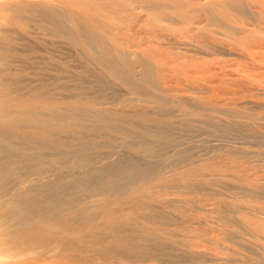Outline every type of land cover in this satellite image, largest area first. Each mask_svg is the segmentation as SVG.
Returning a JSON list of instances; mask_svg holds the SVG:
<instances>
[{
	"label": "bare ground",
	"instance_id": "bare-ground-1",
	"mask_svg": "<svg viewBox=\"0 0 264 264\" xmlns=\"http://www.w3.org/2000/svg\"><path fill=\"white\" fill-rule=\"evenodd\" d=\"M47 1L52 3L50 0H36V2L32 0L30 3L32 14L35 12L48 22L51 21L58 31L63 34L67 33L77 45L83 46L82 42H85L88 50L96 51L100 47L99 50L102 53H97L96 58L103 61L111 74L115 75L119 71L116 58L119 47H115L103 34L102 26L109 23L107 20L109 15H105L106 10L109 9L112 12L118 8L119 12V8L126 7V0L125 2L119 0H105V2L101 0H55L58 1L57 3L51 0L55 4L46 6ZM254 2L260 4V10L256 8L258 14H264V0H208L204 2V5L201 3L202 7L195 6L198 9L193 7L195 4L193 5L192 0H183L174 4L181 18L189 20L191 15L194 16L196 11L201 10L206 13L205 15L208 14L207 16L211 18L209 20L222 18L223 22L224 18L229 22L239 17L237 13L235 14L237 12L235 9L238 10L237 6L249 7L248 5L251 4L256 7L258 4ZM164 3L162 6L159 3V6L164 7ZM57 4L58 6H55ZM166 4L169 5V3ZM170 6L172 7V4ZM11 7H13L12 0L0 3V12ZM250 11L253 10L250 9ZM257 11L253 15L255 13L257 15ZM105 16L108 17L104 19ZM155 22L157 23L156 20ZM145 59L140 60L141 64L144 62L143 73L149 79L153 71L151 65L149 66L150 63L148 64ZM124 69L127 72L124 76L127 80H131L129 68ZM120 113L112 109L85 106L76 102L61 106L45 99L37 103L18 100V98L7 99L0 93V144H2L0 145V251L10 253V257L48 253L50 258L59 260L62 264H137L138 260L146 258L148 253L155 254V251L162 259L173 257L187 260V262L195 260L193 263L189 262L190 264H264V146L259 148L244 146L240 151L241 162L227 163L226 168L212 164L205 169L191 165L183 169L176 167V164L181 166L192 158L190 148L183 147L173 151L174 153L168 152L169 154L162 161H165L169 167L172 165L176 167L173 173L167 177H161V180L159 178L160 181L157 179V182H153L149 178L157 174L158 171L155 172L156 165L154 164L157 162L148 158L174 145L176 137L166 131L167 128L172 127V121L155 116L148 118V115L143 112L140 118L151 120L154 132L148 129L146 121H142L146 124L142 130L137 131L138 139L131 142L128 140L131 152H128L127 156L118 157L117 155L116 159H107L108 161L105 160L103 163L101 160L97 161L100 152L91 150L98 147L101 142L92 139L93 137L85 138L88 134L86 132L104 133L112 129L121 134L124 139L127 138L132 134L133 129L122 124L125 119ZM204 116L201 122L206 126H213L214 129L228 126L226 124L229 121L224 125L219 122L220 118L214 117L213 114ZM81 117L88 122L80 120ZM13 121L24 122L28 130L12 129ZM192 121L194 118H187L188 127L193 126ZM245 123L246 121L242 123L234 119L228 127L230 130L240 131L250 138L253 137L252 141L254 138H261L262 133L245 129ZM78 124L89 125V130L75 128ZM14 138L27 142L30 151L27 152L15 146L12 143ZM75 139L77 141H74ZM40 156L49 158L40 159ZM11 157L18 159L11 161L9 159ZM85 165L91 166L83 168ZM75 168L78 169L73 170ZM61 169H66L67 172L63 173ZM16 170L34 171L43 175L53 172L54 176L39 181L35 179L25 187L14 185L13 190L9 192L6 177ZM171 183L174 186L177 185V188L182 187L181 189L190 194L198 189L200 192L206 189L216 192L220 188L224 191L219 196L208 199L203 205L192 204L191 208L196 207V210L202 208L206 212H201L204 215L199 214L200 216L197 215L196 219H190V214L185 215L186 210L183 211L174 204L175 200L181 201L180 195L178 199L176 197L167 199L162 194L155 196V192H159L155 190ZM88 194L98 195V198L93 197V200L84 205ZM102 194L107 195L106 198H100ZM187 198H184V201L188 205L190 200ZM73 204L74 207L80 204V207L73 215H68L65 205ZM61 206H64V209ZM177 220L198 226L205 224L206 230H203L205 233H201V230L198 232L200 234L196 235L201 242L196 243L197 240L192 243L193 241H185L183 236L181 237L184 239L180 237L176 239L175 235V238L174 236L172 238L169 233L166 235L170 236L163 234V227L159 225H170L172 221ZM190 232L188 230V233ZM119 256L120 258L126 257V263L115 258Z\"/></svg>",
	"mask_w": 264,
	"mask_h": 264
},
{
	"label": "rangeland",
	"instance_id": "rangeland-1",
	"mask_svg": "<svg viewBox=\"0 0 264 264\" xmlns=\"http://www.w3.org/2000/svg\"><path fill=\"white\" fill-rule=\"evenodd\" d=\"M5 1L7 0H0V3ZM12 1L13 7L0 12V93L2 97L29 100L33 103L45 99L61 106L76 102L85 106L121 112L122 118L125 119L122 124L133 129L132 134L127 138L124 139L121 134L112 131V129L104 133L86 132L88 134L85 138L93 137L92 139L101 142L98 147L91 150L92 152H100L101 155H98L97 161L101 160L103 163L105 160L116 159L117 155L118 157L127 156L131 152L129 143L138 139L136 133L140 131L139 129L142 130L146 123H148V129L154 132L152 121L140 118L143 112L148 115V118L155 116L172 121V127L167 128L166 131L176 137L174 145L164 148L156 156L148 158L156 160L158 163H154L156 165L155 172L158 171L157 174L149 178L153 182H157L159 178L161 180V177L171 175L176 167L183 169L191 165L205 169L207 166L214 164L220 168H226L227 163L242 161L240 151L244 146L246 148L247 146L248 148L264 146V16H262L264 14H258L260 10L259 2H256L258 4L256 7L251 4H247L250 8L237 6L239 11L235 9L237 11L235 14L237 13L239 17H235L234 21L232 19L229 22L224 18L223 22L222 18L214 21V18L209 20L211 18L207 16L208 14L205 15V12L204 14L201 10H198L199 13L196 11L194 16L191 15L190 23L188 19L181 18L176 12L177 2L183 0L177 2L175 0H169L170 2L168 0H159V2L158 0H126V7L119 8V12L118 8H116L117 11L114 9L115 11L112 10V12L105 8L107 12L109 11L108 14L105 12V15H109V17L105 16L104 19L108 17L109 23L106 26L104 24L105 27L101 23L102 32L115 47H119L116 54L119 71L113 75L108 66L96 58L97 53H102L99 50L100 47L96 51L93 49L88 50L85 42H82L83 46L77 45L67 33L63 34V32L58 31L56 25L51 21L48 22L35 12L34 16L30 4L32 0ZM53 1L50 0L53 4L58 2L55 1L54 3ZM101 1L105 2V0ZM192 1L193 5L195 4L193 7L197 5V7H202L201 3L204 5V2L208 0ZM162 2L164 7H161ZM52 3L48 2L45 5L48 6ZM159 3L161 6H159ZM166 3H169V5ZM256 3L254 2V4ZM32 6L35 5L32 4ZM55 6H58V4ZM250 9L257 11V15L256 13L253 15L255 11H250ZM152 19H155L157 23ZM157 19L160 21L158 22ZM182 20L183 23H181ZM66 22L70 23V21ZM186 22L187 25H185ZM143 58H146L145 61L148 64L150 63L149 66L151 65L153 71L149 79L143 73L144 62L141 64ZM125 67L129 68L131 80H127V77L124 76L127 73ZM212 114L214 117L220 118L219 122L223 124H226L227 121L233 123L234 119L242 123L246 121V126L243 125V127L262 133L261 138H254L252 141L253 137L250 138V136L240 131L230 130L229 123L226 124L228 125L227 128L220 126V128L215 127L214 129L213 126H206L201 122V118L204 119L205 117L204 115L212 116ZM188 117L194 118V121H192L193 126L188 127L189 125L186 122ZM82 118L80 120L88 122ZM142 121H146V123ZM88 126L78 124L75 125V128L89 130ZM11 128L21 131L28 130V127L22 121H13ZM226 129H229V131H226ZM12 143L27 152L30 151L27 142L21 139L14 138ZM211 146L212 148H210ZM183 147L190 148L192 153V162L191 160L186 162L189 165L183 163L181 166L176 164V167H173V165L169 167L165 161L162 162L169 154L168 152L171 154V152L174 153ZM49 157L40 156L39 158L46 159ZM9 159L15 161L18 158L11 157ZM89 166L85 165L83 168ZM61 170L63 173L67 172L66 169ZM52 173L48 172L43 175L34 171L16 170L6 177L8 178L6 181L7 189L10 192L13 190L14 185L25 187L34 182L35 179L39 181L54 176ZM181 188H177V185L174 186L171 183L155 190L159 191L155 192V196L162 194L167 199H174L180 195L179 199L182 198L181 201L175 200L174 204L181 210H186L185 215L194 216L192 218L189 215L190 219H196L201 212H206L202 208H197V210L196 207L191 208L192 204L200 203V205H203L208 199L219 196L224 191L222 188L216 192H211L213 190L209 189L200 192V189H198L190 194V192ZM205 192L208 198L205 196ZM97 196L88 194L85 198L87 202L84 205L93 200V197L98 198ZM106 196L102 194L100 198H106ZM184 198L190 200L188 205ZM186 205L188 209L185 207ZM79 207L80 204L77 207H74V204L71 206L65 205V211L68 215H73ZM61 208L64 209V206H61ZM175 223L177 226H175ZM172 224L175 225L172 226ZM159 226L163 227V234L169 233L171 237L175 235L176 239L185 238V241H193L192 243L197 240L196 243L201 242L196 235L200 234L198 232H201V230V233H205L203 230H206L205 224L198 226L189 222L182 223L178 220L172 221L170 225ZM187 228L189 232L193 231L194 233H188ZM184 231H186L185 234ZM179 233L184 234L186 237ZM191 234L192 237H190ZM187 236L192 239L188 240ZM166 251L169 252L168 249ZM145 257L138 260L137 264H190L189 262H191L173 257L162 259L156 251L155 254L148 253ZM115 258L123 262L126 260V257L120 258L119 256L120 259ZM51 260L53 259L50 258L48 253L10 257V253L0 251V264H62L59 260ZM193 262L195 260L191 263Z\"/></svg>",
	"mask_w": 264,
	"mask_h": 264
}]
</instances>
